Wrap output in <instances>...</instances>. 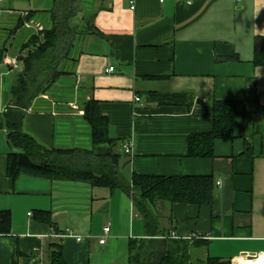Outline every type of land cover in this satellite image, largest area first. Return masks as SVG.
<instances>
[{"label":"crops","instance_id":"crops-1","mask_svg":"<svg viewBox=\"0 0 264 264\" xmlns=\"http://www.w3.org/2000/svg\"><path fill=\"white\" fill-rule=\"evenodd\" d=\"M82 1L80 18L87 15L94 27L76 40L65 81L58 83L73 84L77 94L67 100L40 96L23 131L45 148L92 150L82 106L93 99L120 152L125 140L133 143V154L120 162L128 180L134 173L214 177L211 204L153 207L165 234L201 242L191 249L194 264L256 260L264 254V0ZM15 2L0 7L8 17L0 20V211L11 214L9 232L0 234V264H49L54 244L62 246L66 264H130L131 242L149 233L128 193L8 175V154L19 151L4 115L17 79L13 49L19 32L50 25L47 13L25 19L42 9H19ZM171 94L191 100L162 99ZM214 101L238 103L242 114L234 119L233 137L217 139L213 157H190L189 137L213 130Z\"/></svg>","mask_w":264,"mask_h":264},{"label":"trees","instance_id":"trees-1","mask_svg":"<svg viewBox=\"0 0 264 264\" xmlns=\"http://www.w3.org/2000/svg\"><path fill=\"white\" fill-rule=\"evenodd\" d=\"M82 0H53V7L46 10H30L25 19L37 13H47L50 25L33 32L18 57L20 68L11 88L12 104L5 111L11 144L19 151L8 154L7 172L12 178L21 173L54 181H83L92 185L120 189L130 195L134 206L147 225L148 238L131 242L130 264H194L193 247L201 242H189L175 238L158 228V216L153 211L158 202L211 204L214 195L213 176L199 175H152L134 173L127 179L121 170L120 141L109 136L108 119L101 115L93 99L83 103L85 119L92 127L94 148H45L23 131L28 111L35 101L57 83L67 72L60 69L64 60H71L75 42L85 30L93 28L92 20L80 14ZM19 20L17 28L22 25ZM90 25V26H89ZM4 50L0 51V64ZM163 100L180 103L191 100L188 94L162 96ZM214 127L211 132L193 134L188 140V155L195 158L214 156V142L233 137V122L242 113L233 101L212 102ZM11 214L0 211V234L9 232ZM49 264H66L62 246H51ZM193 257L195 260H193ZM13 264H17L15 259ZM206 264H224L208 258Z\"/></svg>","mask_w":264,"mask_h":264},{"label":"rangeland","instance_id":"rangeland-1","mask_svg":"<svg viewBox=\"0 0 264 264\" xmlns=\"http://www.w3.org/2000/svg\"><path fill=\"white\" fill-rule=\"evenodd\" d=\"M15 1H17V4H18L15 7L16 8H19V9H26V8L38 9L39 8V9H42V10H50L53 7V0H15ZM15 1L14 0H7L5 2H2V3H0V7H4V8L13 7V4H14ZM80 9L81 10L84 9L83 1H82V5H81V8ZM25 16H27V15L25 14ZM7 18L8 17H7L6 14H1L0 15V20H5ZM21 19H19V20H21ZM43 28L44 27H42V29ZM42 29H38V30H42ZM19 33L20 34H19V37L17 39V42H18L17 44H19V45H16L15 46V48L13 49V52L14 53H12V55H14L17 58L21 54V49H22L23 44H25V42L27 41V38L31 35V31H29L27 29H24V31H21ZM68 61L69 60H64V62L61 64L60 69H63V70L66 71L67 70V63H68ZM14 71L17 74L18 70L17 69H14ZM16 74L13 73V75H16ZM64 77L65 76L63 75L61 78H59V80L57 81V83L55 85H53L48 90V93L51 96L50 97L51 100L57 99V98H61V100H67V99H71V98L75 97V95L77 94L76 91H75V87H74L73 84H69V85H65V86L58 85L59 82L65 81L64 80ZM79 97H81V95Z\"/></svg>","mask_w":264,"mask_h":264},{"label":"built area","instance_id":"built-area-1","mask_svg":"<svg viewBox=\"0 0 264 264\" xmlns=\"http://www.w3.org/2000/svg\"><path fill=\"white\" fill-rule=\"evenodd\" d=\"M1 1V0H0ZM161 2H163L164 0H160ZM178 1H181V0H178ZM132 3V6H131V8L132 9H134L135 8V6H134V1H132L131 2ZM20 62H19V60H18V58L17 59H14L13 60V62H12V68L13 69H19L20 68ZM114 70V67H110L107 71H113ZM141 100V98L139 97V96H137L136 97V101H140ZM75 108H77V106H74ZM122 150H123V152H124V154H126V155H132L133 154V143H132V141H130V140H125L123 143H122ZM219 184H221V182H218ZM30 215H31V213H30ZM109 231H110V225H108V226H106L105 228H104V232H105V234H108L109 233ZM172 237H176V236H174V235H171ZM77 239L80 241L82 238L80 237V236H77ZM100 242L101 243H105L106 242V238L104 237V238H102L101 240H100Z\"/></svg>","mask_w":264,"mask_h":264},{"label":"clouds","instance_id":"clouds-1","mask_svg":"<svg viewBox=\"0 0 264 264\" xmlns=\"http://www.w3.org/2000/svg\"><path fill=\"white\" fill-rule=\"evenodd\" d=\"M241 264H264V254H261L255 261H242Z\"/></svg>","mask_w":264,"mask_h":264},{"label":"bare ground","instance_id":"bare-ground-1","mask_svg":"<svg viewBox=\"0 0 264 264\" xmlns=\"http://www.w3.org/2000/svg\"><path fill=\"white\" fill-rule=\"evenodd\" d=\"M242 261L247 262V260H242ZM242 261H239L238 263L240 264ZM252 261H255V260H252Z\"/></svg>","mask_w":264,"mask_h":264},{"label":"water","instance_id":"water-1","mask_svg":"<svg viewBox=\"0 0 264 264\" xmlns=\"http://www.w3.org/2000/svg\"><path fill=\"white\" fill-rule=\"evenodd\" d=\"M11 103H13V102H11ZM8 137L11 139V137H12V136H11V134H9V136H8Z\"/></svg>","mask_w":264,"mask_h":264}]
</instances>
